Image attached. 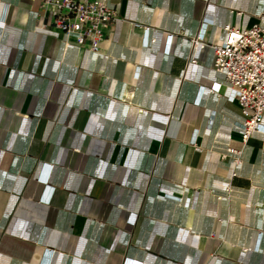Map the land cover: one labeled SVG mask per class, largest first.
I'll return each mask as SVG.
<instances>
[{"label":"crops","instance_id":"1","mask_svg":"<svg viewBox=\"0 0 264 264\" xmlns=\"http://www.w3.org/2000/svg\"><path fill=\"white\" fill-rule=\"evenodd\" d=\"M109 4L94 54L45 0H0V264H264V133L202 48L264 0Z\"/></svg>","mask_w":264,"mask_h":264},{"label":"built area","instance_id":"2","mask_svg":"<svg viewBox=\"0 0 264 264\" xmlns=\"http://www.w3.org/2000/svg\"><path fill=\"white\" fill-rule=\"evenodd\" d=\"M45 6L59 31L67 38L75 37L79 47L94 54L100 53L101 42L117 20L109 0H45ZM224 32L226 39L223 44H202V48L213 50L214 69L224 76L231 101L241 108L242 138L247 143L253 133H264V27L259 24L244 29L226 26ZM144 39L146 45L156 42L150 37L148 28L144 30ZM196 42L201 44V41ZM224 85L215 83L212 91L220 93ZM239 154L228 148L223 159L237 156L235 161H239ZM39 179L44 183L47 181L43 176ZM53 195L54 189H50V196L41 200L50 203Z\"/></svg>","mask_w":264,"mask_h":264}]
</instances>
